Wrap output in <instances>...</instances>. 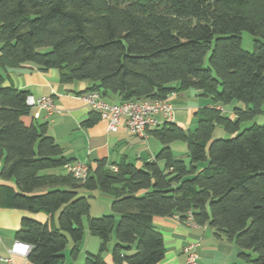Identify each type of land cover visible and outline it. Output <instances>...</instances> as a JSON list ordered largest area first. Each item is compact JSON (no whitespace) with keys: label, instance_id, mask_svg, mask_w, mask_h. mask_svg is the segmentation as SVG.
<instances>
[{"label":"trees","instance_id":"obj_1","mask_svg":"<svg viewBox=\"0 0 264 264\" xmlns=\"http://www.w3.org/2000/svg\"><path fill=\"white\" fill-rule=\"evenodd\" d=\"M243 31L264 40V0H0V180L15 184H0V204L51 217L24 218L16 232L33 247L30 264H63L71 242L77 261L86 229L101 244L83 264H107L114 238L115 264H158L165 239L153 220L175 216L235 243L246 264H264V122L241 130L264 114V44L245 51ZM28 63L118 103L193 89L213 106L196 112L192 132L174 122L149 131L162 148L141 167L96 160L79 180L49 124L23 121L28 93L5 86ZM233 102L245 108L231 119L220 107ZM100 120L92 112L82 126ZM217 126L231 138H214ZM175 142L186 143L188 161ZM81 191L112 197L111 213L92 217Z\"/></svg>","mask_w":264,"mask_h":264},{"label":"crops","instance_id":"obj_2","mask_svg":"<svg viewBox=\"0 0 264 264\" xmlns=\"http://www.w3.org/2000/svg\"><path fill=\"white\" fill-rule=\"evenodd\" d=\"M8 73L9 80L5 82V86L13 85L36 97L50 96L53 98L58 111L54 116L47 119L44 112L35 109L31 110L30 115L25 116L23 121L27 125H30L34 120L39 123L47 122L49 135L63 148L64 156L69 160L85 162L94 167L96 160L107 159L109 165L126 160L141 167L144 161L153 160L162 148L161 143L150 134L145 139L133 136L126 129L124 123L115 133L109 132L108 124L103 120L91 128H84L82 123L93 112L81 99V95L93 86V83L89 81L61 84L57 70L43 71L30 63L21 68L11 69ZM106 99L110 103L120 102V99L112 94H108ZM167 100L174 107V117L171 122L176 123L187 132H192L196 128V112L201 108L213 106L211 98L203 97L199 91L193 89L174 93ZM220 108L227 116L234 119V109H244L245 105L233 102ZM261 116L264 118V114ZM157 118L159 125L162 126L165 123L163 117L158 116ZM172 149L178 159L188 161L186 143L175 142L172 144ZM1 167L2 161H0V169ZM0 184L15 186L14 182L6 183L1 180ZM80 193L90 199L92 217H101L111 213L112 197L99 191H81ZM24 218L34 219L41 223H50L51 221V217L45 213L33 214L0 204L1 256H6L13 243L17 241L15 235L21 228ZM153 225L165 239V256L158 264H185L188 256L186 248L191 245H196L199 255L198 264H246L240 260L241 250L235 243L229 242L225 238H218L214 230L208 226H198L190 219L182 223L176 216L155 217ZM100 244V241L98 243L93 241L86 229L83 241L79 246L80 252L77 261L72 258L73 244L71 242L62 254L65 259L63 264H83L87 253H99ZM115 245L116 238L108 245V250L102 254V258L107 264H115L112 255ZM17 261L21 262L19 259Z\"/></svg>","mask_w":264,"mask_h":264},{"label":"built area","instance_id":"obj_3","mask_svg":"<svg viewBox=\"0 0 264 264\" xmlns=\"http://www.w3.org/2000/svg\"><path fill=\"white\" fill-rule=\"evenodd\" d=\"M81 99L93 112L100 115L101 120L107 122L109 132H117L124 123L130 134L142 139L147 138L149 131L160 127L158 116H162L165 122L173 121L174 117V107L168 100L143 98L123 103H110L96 91L82 94ZM26 104L31 110L44 112L47 119L58 112L50 96L36 97L28 94ZM67 169L79 180H85L88 176L89 167L85 162H74L69 164ZM32 250V245L17 240L6 256L0 255V264H30L29 256ZM186 252L188 256L185 264H198L199 255L196 245L187 247Z\"/></svg>","mask_w":264,"mask_h":264},{"label":"rangeland","instance_id":"obj_4","mask_svg":"<svg viewBox=\"0 0 264 264\" xmlns=\"http://www.w3.org/2000/svg\"><path fill=\"white\" fill-rule=\"evenodd\" d=\"M241 38H242V48L247 52H253L254 51L256 41H260L262 44H264L263 39L256 38V37L252 36L247 31L242 32ZM47 51H48V49L43 50V52H47ZM263 122H264V118L260 115L253 122L249 121V122L242 123L241 130L248 128L253 123L262 124ZM214 138L226 140V139L231 138V135L229 133H227L221 126H217L215 133H214ZM109 214L110 213L105 214V215H109ZM90 237H92L93 241H95L96 243H98L100 241L99 238L92 236L91 234H90Z\"/></svg>","mask_w":264,"mask_h":264}]
</instances>
